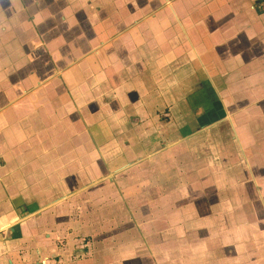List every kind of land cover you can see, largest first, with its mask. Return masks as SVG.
<instances>
[{
	"label": "crops",
	"instance_id": "1",
	"mask_svg": "<svg viewBox=\"0 0 264 264\" xmlns=\"http://www.w3.org/2000/svg\"><path fill=\"white\" fill-rule=\"evenodd\" d=\"M0 264H264V0H0Z\"/></svg>",
	"mask_w": 264,
	"mask_h": 264
}]
</instances>
